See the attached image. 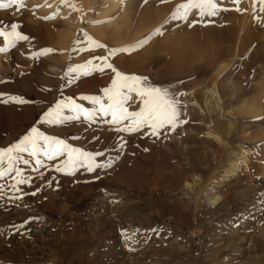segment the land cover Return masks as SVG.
Returning <instances> with one entry per match:
<instances>
[{
  "label": "rangeland",
  "instance_id": "374dc122",
  "mask_svg": "<svg viewBox=\"0 0 264 264\" xmlns=\"http://www.w3.org/2000/svg\"><path fill=\"white\" fill-rule=\"evenodd\" d=\"M24 2L20 11L0 9V26L19 22L29 37L0 52V148L36 126L73 147L104 152L97 162L115 163L64 175L41 156L34 172L35 159L19 153L29 160L16 163L25 178L44 177L20 186L22 200L13 197L15 172L0 178V264H264V5L215 0L229 10L174 22L183 0H120L131 23L113 39L110 24L120 11L104 12L108 0ZM84 33L105 47L74 51L77 37L89 47ZM183 39L206 46L205 56L171 57ZM45 48L53 51L33 58ZM111 48L118 70L182 93L187 123L160 138L118 134L104 123L110 116L42 125L57 100L98 107L81 97L103 98L114 74L85 75L77 66ZM9 96L26 102L5 103ZM120 136L127 146L116 159ZM48 179L51 186L28 194Z\"/></svg>",
  "mask_w": 264,
  "mask_h": 264
},
{
  "label": "snow or ice",
  "instance_id": "6c2138e0",
  "mask_svg": "<svg viewBox=\"0 0 264 264\" xmlns=\"http://www.w3.org/2000/svg\"><path fill=\"white\" fill-rule=\"evenodd\" d=\"M66 0H61L65 3ZM163 3L164 0H161ZM233 3L238 4L239 0H233ZM261 5H264V0H260ZM69 7L75 8L74 4H68ZM12 7L16 11H20L25 7L24 0H0V9ZM39 7V5H34ZM80 11V9H75ZM227 8H220L215 0H183V2L176 5L172 13L171 20L174 22L184 21L188 22L193 15L199 16L201 20L208 17H215L219 12L228 11ZM239 11V8L236 9ZM264 11V8H261ZM42 19H48L43 17ZM197 21H192L196 23ZM189 27L192 24L188 25ZM22 25L19 22H11L7 26H0V37H3V47H0V52H5L13 47L17 40H28L29 37L25 35L20 29ZM87 38L89 47H83V41L79 37L74 41L80 47L75 48L74 51H89L90 47L104 48L105 45L92 40L84 33ZM52 49H41L35 54L33 58L45 55ZM118 49L111 48L107 55L96 56L93 55L91 59L86 60L83 65H78L77 68H84L85 75L93 72L103 73L106 69L113 73L111 83L109 86L103 88V98L100 96L84 95L82 100H90L94 105L98 106L95 109L85 108L82 104L76 103L69 98L67 101L57 100L55 107H49L40 116L41 124L61 125L68 121H76L83 117L84 120L92 121L94 117L100 115L101 117H111L110 120H104L110 128L118 134H138L150 135L153 138H160L169 132H175L182 124L187 123L182 119V102L179 97L182 93L173 91L169 88H160L152 86L147 83V77L140 75H128L118 70L109 62V57L114 55ZM75 69H69V72H74ZM63 79V77H62ZM5 94L0 93V98ZM15 101L23 104L26 101L22 97L9 96L5 103ZM133 101H138L135 108L131 105ZM64 109L70 110L72 115H65ZM127 141L123 136L119 137L117 145V156L119 159L120 153L126 148ZM147 151V149H145ZM28 153L29 156L35 159L36 167L34 172L39 171L43 162L41 156L46 157L48 161L53 162L54 171L64 175H73L79 168H84L88 173H95L97 169L103 170L105 168H112L115 160L108 159L97 162V158H103L105 153L97 151L95 153L84 151L81 148L73 147L66 140L59 138L56 135H46L39 127L33 126L30 131L25 134L17 143L12 144L6 148H0V164L7 163V167H0V178H3L6 173L15 172L13 176L14 183L11 185L13 190V197L23 199L25 193L20 187L21 185H29L35 179L43 178L44 172H39V177L25 178L16 163L23 160L27 165L29 160L24 159L19 153ZM63 158V159H60ZM60 159V163L56 160ZM100 179V177H96ZM52 179L45 181L42 187H38L32 191L31 196L35 197L43 187H49L53 184ZM56 187H59V181H55ZM16 194H19L18 196ZM29 219H38L30 217ZM123 235V233H122Z\"/></svg>",
  "mask_w": 264,
  "mask_h": 264
},
{
  "label": "bare ground",
  "instance_id": "6f19581e",
  "mask_svg": "<svg viewBox=\"0 0 264 264\" xmlns=\"http://www.w3.org/2000/svg\"><path fill=\"white\" fill-rule=\"evenodd\" d=\"M244 1H246V2L248 1L252 4L255 2L260 3V0H244ZM120 3H121L120 0H108V8L104 11V12H117V13H118V11H120L118 14L117 20L113 21L110 24V26H111L110 37L113 39H117L118 37H120L122 31L128 30V28L130 27V23H131V17H129L130 12L128 13V9L126 7H122ZM190 38L192 39V37H190ZM188 40L183 39L181 41H177V43L179 42L180 46L177 47L176 52H175V50H172L170 52V56L175 58L178 55V57L181 58L180 61L182 60L184 62L185 61H188V62L192 61L193 62V60L196 57H199V58L204 57L206 52H205V50H203V48H206V46L202 48V46L201 47L199 46L200 44L197 45L198 42L196 43L195 42L196 40H194V41L190 40V42H188ZM187 43H189V44H187ZM188 45H190V46L188 47ZM212 47H214V46H212ZM215 47H216V45H215ZM208 49H209V47H208ZM217 55H218V53H217ZM250 109H252V110H249V111H254L253 108H250Z\"/></svg>",
  "mask_w": 264,
  "mask_h": 264
}]
</instances>
